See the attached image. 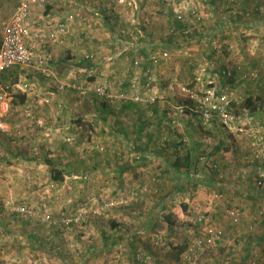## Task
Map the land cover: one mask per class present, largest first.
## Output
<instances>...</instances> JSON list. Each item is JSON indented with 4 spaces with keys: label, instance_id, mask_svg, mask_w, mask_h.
I'll return each mask as SVG.
<instances>
[{
    "label": "rangeland",
    "instance_id": "obj_1",
    "mask_svg": "<svg viewBox=\"0 0 264 264\" xmlns=\"http://www.w3.org/2000/svg\"><path fill=\"white\" fill-rule=\"evenodd\" d=\"M48 1L36 19L74 14L64 41L48 49L52 58L58 49L56 60L47 61L45 73L16 67L3 79L10 130L0 135V264H154V257L162 264H181L183 250L156 236L162 232L148 220L160 211L157 201L175 190L163 187L165 177L174 181L170 185L179 179L185 188L195 187L190 202L212 206L201 208L199 215L232 233L199 264L226 258V251L229 264H240L245 238L237 228L251 236L250 242L264 233V189L254 184V177L264 178V0H142L137 12L128 5L109 7L107 0ZM195 6L204 12L206 32L193 28L189 36L173 35L175 15L184 9L190 15ZM136 20L141 26L135 27ZM134 28L131 36L127 31ZM146 41L153 42V53L167 49L169 56L154 65ZM90 52L94 61L86 56ZM36 53H45L42 46ZM224 70L233 71L235 82ZM252 71L259 72L256 79L249 76ZM25 82L34 90L24 92ZM61 82L66 89L59 90ZM100 85L112 88L113 98L98 95ZM231 85L242 100L236 111L243 119L241 132L201 126L198 119L188 122L183 105L190 92ZM149 86L158 97L155 103H135L140 106L134 112L119 116L126 117L122 121L131 117L130 133L142 123L144 128L133 139H120L116 115L124 101L117 95ZM26 109L32 116H26ZM209 161L218 162L219 170ZM124 164L133 176L121 179ZM139 167L148 169L142 177L137 176ZM195 173L202 179L193 178ZM212 180L222 186L217 189ZM224 183L229 187L223 189ZM240 191L246 198L257 197L249 200L247 211L232 197H240ZM228 208L240 215L232 217ZM163 213L165 218L166 209ZM244 213H250L246 220ZM197 217L190 222V236L199 231ZM263 242L242 264H264Z\"/></svg>",
    "mask_w": 264,
    "mask_h": 264
},
{
    "label": "built area",
    "instance_id": "obj_2",
    "mask_svg": "<svg viewBox=\"0 0 264 264\" xmlns=\"http://www.w3.org/2000/svg\"><path fill=\"white\" fill-rule=\"evenodd\" d=\"M108 6L113 5H128L134 12L141 10L142 0H107ZM164 1V0H163ZM167 1V0H166ZM48 0H17L16 6L13 12L5 17L1 22V43H0V135L3 132L9 133L10 126L6 120L9 112V98L4 86L3 79L5 74L16 67L29 68L33 67L37 70L45 73L47 71L44 67L47 61L52 58L49 55L51 45H56L64 41V36L69 32L71 23L74 21V14L68 12L65 17L51 16L41 14L39 19L34 17V14L44 12L48 9ZM168 4V3H167ZM187 9L179 11L175 15L176 21L171 26V33L177 35L183 33L189 36L192 33L193 28H197L200 33L206 32L204 25V12L199 6L193 7L189 10V14H186ZM184 12V13H183ZM45 13V12H44ZM135 18V17H134ZM135 27L141 26L139 20L134 23ZM131 36L135 35V28L127 31ZM153 42L146 41L145 44L149 45L147 50L150 49V55L148 60L151 59L155 65L159 59L167 58L169 51L167 49H161L157 53H153L151 45ZM42 46L44 54L36 53L39 47ZM217 48V45H214ZM42 52V51H40ZM153 53V54H152ZM87 58L91 61L95 60V53L90 52ZM140 60L146 59L145 55H139L137 57ZM230 77V80H234L236 75L233 71H225ZM251 78H257L259 76L258 71H252L249 75ZM247 77L244 75V78ZM73 87H77L74 83ZM232 86V85H231ZM227 87L226 89L217 91L214 88L207 89L204 93L198 94L190 92V96L187 102L184 103L185 111L188 113V122H194L198 119V123L202 126L217 125V127L224 129L230 134H237L243 130V119L240 115H237L236 111L239 109V93L234 86ZM67 87V83L61 82L58 86L59 90H64ZM91 86L83 88L82 92H87ZM24 92H31L34 87L28 82L23 83L21 86ZM80 88V86H79ZM148 88V89H147ZM144 88V91L133 90L130 93L124 91L120 92L117 97L124 102L129 103H143L154 104L157 95L152 91V88ZM112 88L102 87L101 85L96 87L98 95L106 98H113L114 94L111 92ZM47 99V98H46ZM47 101H50L48 97ZM26 116H32L31 109H26ZM251 119L246 122L250 123ZM72 139L71 136L67 138L68 141ZM139 159V157H138ZM210 166L215 170H219L220 164L215 161H209ZM161 174V173H160ZM193 178L202 179V175L196 173L192 175ZM191 178V177H190ZM216 187L220 186V182H212ZM254 184L264 189V178L254 177ZM220 195L218 191L214 193V197L218 198ZM227 213L232 217L240 215L238 209L228 208ZM199 223L198 233L192 234L191 240L187 244V249L183 254V262L181 264H199L203 256L206 253H216L219 246L225 240L224 230L212 219L203 214L197 217Z\"/></svg>",
    "mask_w": 264,
    "mask_h": 264
},
{
    "label": "crops",
    "instance_id": "obj_3",
    "mask_svg": "<svg viewBox=\"0 0 264 264\" xmlns=\"http://www.w3.org/2000/svg\"><path fill=\"white\" fill-rule=\"evenodd\" d=\"M16 3H17V0H11L9 3L7 2V0H0V36H1V22H2V20L5 17L9 16L13 12V10H14V8L16 6ZM0 43H1V37H0ZM57 50L58 49H54L53 52H54L55 55L52 58V60L53 59L56 60L55 57L58 56V55H56V51ZM138 106H140V105L135 104V103H129V102L128 103L121 102V104L119 105V107H117V110L118 111H117V115L116 116H118V118H120V121H119L118 124H119V126H121L120 129H122V131H121L122 133L120 132V134L123 135V137H121V136L119 137L120 139H123L124 140L125 137H128V139L129 138L130 139H133L136 136V134L140 133V129H143L144 128V123H142V124H140V126L139 125L137 126V131L138 132H136V133H130L131 131L129 130V128H130V126L132 127V122L129 121V120H130L131 117L128 118L129 120L126 119L127 121L126 120L125 121H122L126 117H119L120 115L125 114V113H129L130 111L134 112L135 109H137ZM103 110L105 112H107L108 107L105 108V109H102L101 112H103ZM104 114H105L104 116H106V113H104ZM134 115H137V114H134ZM141 117L142 116H140V114H138L136 118H141ZM103 120L104 121H107V117H103ZM125 128H127V130H129V131L126 132V129ZM120 134L118 133V135H120ZM148 140L149 141L152 140L150 136L148 137ZM222 158H223V156H222ZM217 160H219V159H217ZM220 162H221V164L223 163V165H224V161H220ZM136 172H137V176L140 175V177H142L141 174L143 175L145 172H148V169L147 170H142V167H139V168H137ZM126 174H131V169L129 168V165L124 164L123 167L121 168V172H120L121 179H123V176L126 175ZM213 174L215 175L213 177V179H215L216 176H217V172H213ZM132 176H133V174H131V177ZM145 177H146V174H145ZM181 177H182V175H181ZM179 178H180V176H179ZM164 180H166L167 183H165L166 186H164V184L162 183L163 184V187L170 186L169 187V190L170 189L172 190L174 188H175V190H173L169 196H166V198L167 197L169 198V199L167 198V201H166V198H161V199H159L157 201V203L155 204V207L157 206V204L158 205H161V207H158V209L160 211H159V213L156 216L153 213L151 215L149 214V216H151V217L148 216V220H150V218H151L150 222H151V225L154 227V231H160V232H162L161 235L157 234V232H154V234L156 236L160 237V239H161V237H165V238L169 239L170 242H168V245H172L173 244V245L180 246L179 251H182V250L185 249L186 244L189 243V241L191 240V237H192V235L190 236V233H191V231H190V227L191 226L190 225L192 224L190 222H192V221L194 222L195 218L199 215V213H201V208H204V210H206V208H212V206H210V207L202 206V205L200 206L199 203H197L194 206V204H192V202H190V199L187 198V197H189V194L191 196H194V194H195V191H194L195 187L192 188L191 185H188V187L185 188L184 186H185V183L186 182H184V181L181 182L178 179L176 181L177 182L176 185H170V184H173L174 181H171L170 179H167L166 177L164 178ZM189 180H191V179H189ZM194 182H196V180L191 182L192 185L194 184ZM212 182H214V180H212ZM230 185H231V183H230ZM232 185L235 186L234 184H232ZM225 186H226V188L229 187L226 183H224V186L222 188L224 189ZM241 186L242 185L240 184L238 187H241ZM241 192H243V191H240V195L242 194ZM227 194H229V197H228V200H227L228 204H229L230 200L233 197L234 199H236L235 200L236 203H238V201H240L239 203H241V205L245 207V210H246V208L250 207L251 202L249 200H252V199L257 198L256 195H251V197L248 196L249 198H246L245 195H241L240 197H237L235 195L236 193L232 195L230 192H228ZM231 195H232V197H231ZM183 198H185V199H183ZM194 199H193V201H194ZM182 200H186L184 202L187 204V208H186L187 209V213L184 214V217L185 218L178 225L177 224L170 225L168 223V221L165 218H163V215L165 214V213H163V211L166 209L167 213H170L178 204L181 203ZM224 201H225V199H224ZM206 205H207V202H206ZM244 215H245V218L243 217V220H246L247 218H249L250 213H247V214L244 213ZM214 217H215V219H217V218L219 219V214H216L215 213ZM235 224H238V223H235ZM156 225L160 226L161 229L159 227H157ZM218 225L224 230L225 239H227L226 237L228 235L229 236H232L231 231L230 230L229 231L227 230L228 227L226 225H223V224L221 225L219 223H218ZM237 230H239V231H237L239 237H241L242 239L245 238L244 239V241H245L244 249L241 251V254H240L241 256H240V259H239L240 262H241L240 264H242V263H244V261H246L247 256L250 253H252L253 250H255L256 243L259 242L261 244L264 241V233L255 236L254 239L250 242L251 236L249 234H247L246 231H244L243 229L241 230L239 228H237ZM260 231L261 232H264V228L262 230H260ZM187 238H189L188 241H187ZM156 241H158V239H156ZM166 243L167 242H165L164 244H166ZM178 243L180 245H178ZM222 244L224 245V242H222ZM263 246H264V242H263ZM184 252L182 251V255L184 254ZM216 253H217V251H216ZM230 255H231L230 252L228 253L226 251V253H225L226 258L217 257V258L214 259V263L212 261H211V263H213V264H223V263L229 264L230 263V260H229ZM154 259L156 260V263H154V264H162V262L157 261V260H159L158 258L154 257ZM245 264H247V263H245Z\"/></svg>",
    "mask_w": 264,
    "mask_h": 264
},
{
    "label": "trees",
    "instance_id": "obj_4",
    "mask_svg": "<svg viewBox=\"0 0 264 264\" xmlns=\"http://www.w3.org/2000/svg\"><path fill=\"white\" fill-rule=\"evenodd\" d=\"M247 104L251 106L250 102ZM58 173H59V176L62 177V174L60 173V171ZM56 178L58 179L59 177H56ZM186 208H187V204L185 202H181L170 213H167L165 215V219L168 221L170 225L176 224V222L181 218L182 213H184L185 210H187ZM186 249H187V244L183 252L186 251Z\"/></svg>",
    "mask_w": 264,
    "mask_h": 264
}]
</instances>
